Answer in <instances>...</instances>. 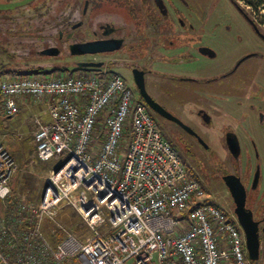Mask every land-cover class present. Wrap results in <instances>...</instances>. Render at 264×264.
<instances>
[{
	"label": "built area",
	"instance_id": "built-area-1",
	"mask_svg": "<svg viewBox=\"0 0 264 264\" xmlns=\"http://www.w3.org/2000/svg\"><path fill=\"white\" fill-rule=\"evenodd\" d=\"M35 104L47 116L36 120V158L66 160L47 174L42 200L29 203L13 194L19 167L0 135V264H252L241 232L118 73L104 66L0 77L4 117ZM80 189L90 197L74 196ZM63 206L92 236L58 223L63 239L46 235L45 222Z\"/></svg>",
	"mask_w": 264,
	"mask_h": 264
},
{
	"label": "rangeland",
	"instance_id": "rangeland-1",
	"mask_svg": "<svg viewBox=\"0 0 264 264\" xmlns=\"http://www.w3.org/2000/svg\"><path fill=\"white\" fill-rule=\"evenodd\" d=\"M85 1L65 0L69 8L61 10L59 5L62 3L61 0H0V66L3 64L7 66V70L18 69L28 72L43 67L49 69L53 65H72L73 61H67L66 58H64L66 61H62V58L42 57L40 52L54 46L61 48L63 43L58 38L61 32L66 36L67 30L70 31L74 25L79 27V24L88 22L93 17L92 14L82 15L76 12V10L83 11ZM148 2L150 4H147ZM161 2H164L161 9L163 8V11L167 14L164 17L158 9L160 7L154 0H108L104 4L108 7L106 11L107 13L111 12L118 20L108 21L109 15L102 14L94 20L97 23L94 25L95 30L103 33L108 30L105 28L107 22L112 21L117 25L115 28L120 31L119 17L124 18L122 25L133 26L135 21L137 22L134 14L137 8L140 10V13H136L140 19L138 30L140 27L142 30L139 36H146L145 31H149V36L155 37L158 33L162 34L165 26L170 24L173 26L171 35L175 42L190 46L196 40L194 38H197L216 53L215 60L210 59L205 52L191 53L189 57H195L196 59L190 63L180 57L181 49L179 47L173 54L176 59L169 60L172 54L162 56L159 52L146 63L150 66V69L155 70L147 78L148 93L167 104V106H172L177 113H180L178 107L173 103H182L181 108H184V104L187 103V110L193 109L194 106L189 104V101L192 102L196 97L192 92V88H198L201 87L199 85H202V87L217 92V95L212 96V98L218 103L216 106L207 107L209 111H212L221 119L219 123L212 126L214 130L220 128L223 124V119L217 111L219 108H222L226 113L238 111L235 116H237L236 122H239H237L235 130L239 134V143L242 150V157L238 163L239 168L242 169L243 173L251 176L250 173H253L257 163L256 157L263 161L260 168L261 179L255 188L254 197L258 202L264 203V129L259 128L257 118L253 113L247 116L246 104L241 107H237L235 104L238 99L244 100L247 96L246 92L241 91L238 79L242 78V80L247 81L250 77L249 81L255 80L259 85H264V35H260L242 13L245 12L264 34V0H235L241 12L233 5V0H161ZM131 6L134 7L133 11L130 9ZM180 21H186V27L190 23L198 28L201 26L202 30L198 31L199 35L191 33L188 29L181 32L180 24L182 22ZM68 23L72 24L68 26ZM148 23L151 25L149 26ZM102 26H104V29ZM75 34L86 41L92 38L85 28L78 29ZM72 35L73 33L69 37H64V41L66 39L71 41ZM140 42L137 46L138 54L140 56L146 55L148 47L144 46V40ZM124 50L118 51L117 54L115 52L110 53L109 56H99L96 58V62L109 61V63L116 64L120 61L119 55L123 54ZM246 54L252 55L246 57L247 59L243 58ZM148 57L147 54V59ZM88 58L91 59L92 57ZM152 60L154 64H152ZM240 60L243 61V64L239 68L237 67V70L235 69L236 72L222 78V75ZM113 69H116L127 80L134 91L135 100L139 102L140 98L136 93V89L130 82V74L121 67ZM217 75H221V77L216 79ZM184 76L206 79L208 82L205 81L204 84L201 81L198 84L185 83L180 79ZM256 83L255 87H257ZM40 111V108L37 111L35 109L31 112L22 111L14 117L6 118L0 110V130L24 137L20 139L21 141L19 137H17L19 141L13 140L14 144L22 146L20 149L18 148L23 156L21 162H17L10 152L20 169L12 181V186L16 190L15 195L34 204L42 200L44 186H46V176L49 171L57 170L66 160V158H58L44 162L36 158L33 137L37 129L36 120L45 119L40 115ZM148 112L155 120L152 112L149 110ZM228 117L232 118L234 116L229 115ZM243 119L244 121H242ZM158 127L179 152L189 173L201 181L200 172L203 170L204 174L206 172L205 167L194 148L188 146L190 142L188 140L185 142L182 140L183 137H179L181 131L175 128L170 121H164L163 126L158 122ZM224 128L223 130H225ZM125 137L128 147L132 140L130 129L126 131ZM253 141L255 142L253 143ZM3 144L5 146L4 141ZM15 146L17 147V145ZM212 146L219 149L225 156L230 157L224 142L214 143ZM207 157L212 166L216 168V158L211 157L210 154H207ZM201 183L203 185L202 181ZM204 187L212 188L214 186ZM217 187L215 186V189ZM207 191L211 190L208 189ZM82 193L90 197L84 189H80L74 196ZM253 205L256 204L253 203ZM55 220L56 222L48 220L44 224V231L53 242L60 241L64 237L63 231L56 223L72 231L82 240L92 236L91 231L84 225L81 215L72 207H61L57 211ZM236 227L239 229L238 226ZM245 252H247L246 248Z\"/></svg>",
	"mask_w": 264,
	"mask_h": 264
},
{
	"label": "flooded vegetation",
	"instance_id": "flooded-vegetation-1",
	"mask_svg": "<svg viewBox=\"0 0 264 264\" xmlns=\"http://www.w3.org/2000/svg\"><path fill=\"white\" fill-rule=\"evenodd\" d=\"M108 0H86L84 4L83 11L80 12L76 10L79 14L82 15H88L92 14V18L88 20V22H84L80 24L79 27L77 25H74L70 30L73 32V37L70 40H65L64 37L66 36L61 32L60 33V42L63 43L61 49H62V56H64L67 61H73V66H79L80 64H83L85 62L93 61L96 62V58L99 56H109L110 53L117 54L118 51L124 50V53L119 55L120 61L118 62V65L114 66L115 68L121 67L124 70H126L130 75L129 78L131 79L130 82L133 85V87L136 89V93L138 94L142 104L145 105V107L152 112L153 117L155 118L156 122L158 121L162 126L164 121H170L173 123L175 128H178L180 131L181 136L183 137V141H189L188 146H192L195 150V152L200 156V160L202 165L205 167V173L203 174V170L201 173V181L203 182V188L205 190V193L207 195V198L215 204L228 218V220L232 221L235 226L239 227V231L241 232L242 236L245 237L244 232L239 224V218L242 217L243 219L248 218L251 225L254 228V231H256L259 235V255L256 260H253L249 257L247 252L248 259L252 262V264H264V203L258 202L256 198L254 197L255 194V188L258 186V182H260V168L262 165V160L256 157V165L253 173H250V175H247L246 173L242 172V169L239 168V162L242 155L241 146L239 143V134L235 130V126L238 124L236 122L237 116H235V113H226L223 111L222 108H219V116L223 119V124L218 129H212V126L215 123H219L221 121L220 118L215 115L212 111H209L207 109L208 106H216L218 103L217 101L213 100L212 96H216L217 92L211 91L207 87H202V85H199L201 87L198 88H192L193 94L196 96L192 102L189 101V104L194 106L193 109L187 110L186 106L187 103L184 104V108H181L182 103L175 104V106L178 107L180 110V113L175 111V109L172 106H167L164 102L161 100H158L157 98L153 97L151 94L148 93L147 89V78L150 75L151 72H155V70L150 69V66L146 63L151 60L155 55H157L159 52L161 55L168 56L170 54L171 57H169V60L176 59L173 54L175 53V50L178 49V47L181 49L180 57L184 61H191L195 60V57H189V54L191 53H201L205 52V54L210 59H216L217 55L214 51H212L209 47L205 46L200 39L197 40V38L190 46H186L184 44L177 43L172 39V25H166L164 28V31L162 34L158 33L155 35V37L149 36V31H145L146 36H139V33H142L141 27L138 30L140 26V19L139 16L136 13H140V10L136 7L135 14V23L133 26H127V24H124L122 26V32L118 31L114 26H110L109 28L105 27L106 31L103 33H99L96 31V27H94L95 21L97 18H99L102 14L107 15H113L111 12L107 13L108 7H106L104 4L107 3ZM158 4L160 8H158L161 11V15L164 17L167 14L163 11V8L161 9V5L164 3L161 2V0H154ZM233 5L239 9L238 4L233 0ZM147 4H150L149 2ZM133 8L131 6V10L133 11ZM241 12V9H239ZM92 12V13H91ZM245 17L249 20V22L252 24L253 28L260 34H262L260 28L255 24L252 20L249 19V17L246 15L245 12H242ZM133 14V15H134ZM124 19V18H122ZM182 22L181 25V32L185 29H188V31H191V33L199 35L198 31L202 30V27L199 28L196 27L194 24L190 23L188 27H186L187 22L186 21H180ZM149 24V23H148ZM156 24V23H154ZM151 24H149L150 26ZM80 28H85L88 30L90 37H92L90 40H85L82 38L77 37L75 34L76 31ZM104 29V26H102ZM180 32V33H181ZM179 34V33H178ZM162 35V36H160ZM117 37H120L121 41L119 39H116ZM144 40L145 45L148 47V50L146 51V55L140 56L138 54L137 46L140 41ZM97 41H108L113 42L117 45L116 49L107 52V53H101L96 55H85L80 54V47L83 44H87L90 42H97ZM200 41V42H198ZM132 43V44H130ZM128 44V45H127ZM134 44V45H133ZM136 45V47H135ZM182 47V48H181ZM141 54V53H140ZM147 54L149 55L147 59ZM133 55V56H130ZM252 54H246L243 58H248ZM114 56V55H110ZM88 57H92L91 59ZM180 58V60H182ZM246 58V59H247ZM167 61V60H166ZM183 61V62H184ZM109 62V61H108ZM245 62V61H244ZM152 64H154V61L152 60ZM243 64V61H238L234 64V66L226 71L222 78L225 76H228L232 73H235V69L240 67ZM237 68V69H238ZM236 69V70H237ZM116 70V69H115ZM221 77L220 76H216ZM183 82H189L192 84H198L200 81L203 83L206 81V79H200L193 76H184L180 78ZM213 79V78H212ZM251 78L249 77L246 80H242V78L238 79V83L241 85L240 89L241 91L246 92V95L244 100L238 99L235 104L237 107H241L242 105L246 104L247 108V116H250V113H253L254 116L257 118V124L260 129H264V85H259L255 82V80L249 81ZM208 82V81H206ZM144 84L145 89L149 96L157 103L159 104L163 109L167 111L169 114L168 117H165L163 114L156 112L152 110L144 101V99L140 96L139 90L140 85ZM201 83V84H202ZM255 83L257 87H255ZM204 84V83H203ZM196 101V102H194ZM229 115H233L234 117L229 118ZM244 121V119L242 120ZM157 122V123H158ZM217 125V124H216ZM223 127H225L223 130ZM225 143L226 148L228 149L230 157L225 156L221 153V151L217 148H214L212 144L214 143ZM255 141H253L254 143ZM207 154H210L211 157H215L217 160V167L214 168L212 166V163L208 161ZM258 165V167H257ZM198 179V178H197ZM199 180V179H198ZM200 181V180H199ZM200 181V182H201ZM258 183V184H257ZM202 184V183H201ZM204 186H214L212 188H205ZM215 186H218L220 189H215ZM229 186H239L241 189V197L243 200L244 205L242 206V209L239 208L236 198L232 195V192L229 188ZM210 189L211 191H207ZM254 192V193H253ZM253 203L256 205L254 206Z\"/></svg>",
	"mask_w": 264,
	"mask_h": 264
},
{
	"label": "water",
	"instance_id": "water-1",
	"mask_svg": "<svg viewBox=\"0 0 264 264\" xmlns=\"http://www.w3.org/2000/svg\"><path fill=\"white\" fill-rule=\"evenodd\" d=\"M117 45L113 42L108 41H97L90 42L87 44H83L80 47V54L85 55H96L101 53H107L115 50ZM45 54H49V51H45ZM91 65V64H90ZM94 65V64H93ZM94 66H101V64H97ZM139 94L144 99L145 103L154 111L163 114L165 117H168L169 114L165 109H163L159 104H157L151 96L147 93L145 89V85L141 83ZM232 195L236 198L237 204L240 209L244 205L242 197H241V189L239 186H229ZM239 224L244 232L245 241H246V250L251 259L256 260L259 255V235L256 231H254L253 226L251 225L248 218L243 219L239 218Z\"/></svg>",
	"mask_w": 264,
	"mask_h": 264
},
{
	"label": "trees",
	"instance_id": "trees-1",
	"mask_svg": "<svg viewBox=\"0 0 264 264\" xmlns=\"http://www.w3.org/2000/svg\"><path fill=\"white\" fill-rule=\"evenodd\" d=\"M26 1V0H25ZM62 3L59 4L60 5V9H64V8H69L68 5L66 4L65 0H61ZM49 10V9H48ZM247 15V14H246ZM108 21L110 20H115L117 19V17L115 15H110L108 18ZM118 20V19H117ZM119 22H120V32H122V24H123V19L122 17H119ZM113 23V24H111ZM72 23H68V26L71 25ZM82 24V23H81ZM67 25V24H66ZM80 25V24H79ZM107 25H112L114 27H116L117 25H115L114 22H107ZM67 36L69 37V35H71L73 32H71V30H67ZM59 37H60V34H59ZM58 37V38H59ZM116 39H121L120 37H117ZM59 41H60V38H59ZM121 41V40H120ZM132 44V43H130ZM128 45V44H127ZM134 45V44H133ZM136 47V45H135ZM45 51H49V54H45ZM62 49L57 47V46H54L52 48H49V49H44L40 52V56L42 57H47V58H55V59H61L62 61H66L64 58V56H62ZM103 62H93V61H89V62H85L83 64H80L79 66H73V65H64V66H57V65H53L52 67H50L49 69H46V68H37V69H32V70H29L28 72L26 71H21V70H16V69H10V70H7V66L1 64L0 66V77L4 76V75H8V76H15V75H34V74H51V73H54V72H79V71H88V70H91L93 69L94 70V67H96L97 71L100 70L102 67L104 66H94V65H99ZM91 64V65H90ZM94 64V65H93ZM118 65V63L114 64L113 62H110L108 63V66L109 68H115L114 66ZM93 67V68H91ZM166 138V137H165ZM13 194L14 196H16V190L15 188L13 187ZM17 197V196H16Z\"/></svg>",
	"mask_w": 264,
	"mask_h": 264
},
{
	"label": "crops",
	"instance_id": "crops-1",
	"mask_svg": "<svg viewBox=\"0 0 264 264\" xmlns=\"http://www.w3.org/2000/svg\"><path fill=\"white\" fill-rule=\"evenodd\" d=\"M100 62V61H99ZM98 63V62H97ZM106 62H104V63H101V66H104V64H105ZM109 63V62H108ZM95 69H97L96 67L94 68V70ZM91 70H93V69H91ZM117 71V70H116ZM134 92V91H133ZM41 109V114L40 115H42V118H45V119H42V120H47V116H46V114L44 113V109H43V107L42 106H40V105H37V104H35V105H32L31 106V111L33 110V109H35V111H37V109ZM30 111V112H31ZM43 116H46V117H43ZM0 135H1V138H3V141L5 142V146L7 147V150L9 151V152H11L13 155H14V157L16 158V161L17 162H21V160H22V158H23V156L20 154V151H19V149H20V147H22L20 144H14V142H13V140H17V137H19V140L20 139H23L24 137H22L21 135H17V134H14V133H12V132H3V131H1L0 130ZM20 137H22V138H20ZM8 138V140H6ZM11 138H12V140H11ZM19 140H17V141H19ZM21 141V140H20ZM15 145H17V147L15 146ZM10 147V148H9ZM19 148V149H18ZM16 162V163H17ZM19 170L20 169H18V172H19ZM13 187V186H12Z\"/></svg>",
	"mask_w": 264,
	"mask_h": 264
},
{
	"label": "bare ground",
	"instance_id": "bare-ground-1",
	"mask_svg": "<svg viewBox=\"0 0 264 264\" xmlns=\"http://www.w3.org/2000/svg\"><path fill=\"white\" fill-rule=\"evenodd\" d=\"M104 66H106L108 69H110L111 71H114V72H116V73H118L124 80H125V82H126V84H127V86L131 89V87L129 86V84H128V82H127V80L118 72V71H116L115 69H112V68H109V66H108V61L104 64ZM91 68H93V67H91ZM95 68V67H94ZM88 72H97V70L95 69V70H88ZM132 90V89H131ZM132 93H133V95H134V92H133V90H132ZM134 98H135V95H134ZM141 103V102H140ZM144 105V104H143ZM145 106V105H144ZM147 111H148V109H147ZM149 113V112H148ZM150 115V114H149ZM151 116V115H150ZM154 120V119H153ZM155 121V120H154ZM155 123L158 125V123L155 121ZM196 180L201 184V182L196 178ZM201 186H202V184H201ZM202 188H203V186H202ZM203 190H204V188H203ZM205 191V190H204ZM245 243H246V241H245Z\"/></svg>",
	"mask_w": 264,
	"mask_h": 264
}]
</instances>
